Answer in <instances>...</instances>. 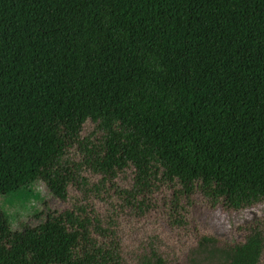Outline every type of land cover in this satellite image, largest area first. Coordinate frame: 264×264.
I'll return each instance as SVG.
<instances>
[{"label":"trees","instance_id":"1","mask_svg":"<svg viewBox=\"0 0 264 264\" xmlns=\"http://www.w3.org/2000/svg\"><path fill=\"white\" fill-rule=\"evenodd\" d=\"M87 122L105 133L101 170L199 188L232 212L264 203V0H0V264H120L67 212L33 205L20 222L34 183L64 200L55 168ZM263 244L264 229L202 237L188 260L258 264Z\"/></svg>","mask_w":264,"mask_h":264},{"label":"rangeland","instance_id":"2","mask_svg":"<svg viewBox=\"0 0 264 264\" xmlns=\"http://www.w3.org/2000/svg\"><path fill=\"white\" fill-rule=\"evenodd\" d=\"M104 140L105 133L97 123L84 124L77 142L66 149L55 168L66 179L64 200L48 197L45 185L34 183V199L20 211V222L33 225L31 207L39 204L42 211L47 207L44 214L67 212L73 228L81 230L84 225L89 239L108 254H116L120 264H159L157 260L160 264H189V253L202 237L232 245L243 243L255 229L263 232L264 203L232 212L199 188L189 193L155 175L142 181L130 166L121 171L101 170L97 161ZM27 164L13 171L23 172ZM13 181L7 179L10 184ZM1 201L0 257L8 251L11 224ZM261 254L258 264H264V244Z\"/></svg>","mask_w":264,"mask_h":264}]
</instances>
